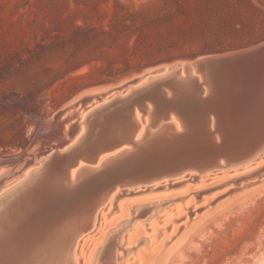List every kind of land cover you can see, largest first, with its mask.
<instances>
[{
    "label": "rangeland",
    "instance_id": "1",
    "mask_svg": "<svg viewBox=\"0 0 264 264\" xmlns=\"http://www.w3.org/2000/svg\"><path fill=\"white\" fill-rule=\"evenodd\" d=\"M190 3L196 5L195 17L202 13L210 22L194 19L191 33L194 42L187 44L186 49L248 44L222 51L227 52L264 42V0H0V172L24 157L27 160L22 173L35 171L44 166V161L56 159L58 152L65 150L48 146L56 140L54 136L61 128L60 110L80 101V112L84 111L81 120L85 122L95 108L85 109L86 106L98 100L88 99L91 94L98 96L100 91L134 76L150 70L160 72L162 66L202 55L122 73L128 63L146 62L150 55L144 38L137 50L132 51V33L138 31L144 37L147 30L153 41L158 42L155 30L148 25L177 12L179 5ZM125 88L114 92L120 93ZM115 105L118 112L129 113L124 105ZM39 142L43 153L35 157L31 151ZM261 156L237 163L223 160V164L210 170L187 169L145 184L131 186L118 182L116 186L110 181V199L102 207L96 226L80 239L76 257L87 258L108 227L124 217L131 205L177 198L156 212L150 222L135 219L139 221L129 231L126 246L136 245L142 236L148 239L137 249H128L123 264H150L162 242L172 238L187 221L183 212L188 210L191 215L195 207L198 213L185 226L183 239L176 245L172 242L158 257L157 264H264V179H261L264 176L235 181L260 167L264 163ZM29 176L10 179L8 182L16 181L1 189L0 196ZM168 181L170 185L166 188L145 190ZM139 189L142 191L129 193ZM117 192L122 194L116 198L122 209L104 217ZM210 200L212 203L205 207Z\"/></svg>",
    "mask_w": 264,
    "mask_h": 264
},
{
    "label": "bare ground",
    "instance_id": "2",
    "mask_svg": "<svg viewBox=\"0 0 264 264\" xmlns=\"http://www.w3.org/2000/svg\"><path fill=\"white\" fill-rule=\"evenodd\" d=\"M248 50L253 53L232 66L224 79L208 66L176 62L160 67V72L134 76L98 96L89 93L88 99L98 100L86 106L95 108L85 122L80 101L60 110L61 128L48 146L65 147L63 155L58 152L43 167L23 173L27 158H20L0 172V190L15 182H8L13 177L30 174L24 183L0 196V264H123L128 249H137L148 239L139 237L136 245L127 247L131 228L141 219L150 222L177 198L131 205L87 258L76 257L80 239L96 226L110 199V181L132 186L187 169L203 172L223 160L237 163L264 158V42ZM123 87L120 93L114 92ZM115 103L129 113L118 112ZM41 149L39 142L31 152L39 157ZM247 176H264V163L235 181ZM168 182L145 190L166 188ZM138 191L142 189L129 193ZM120 195H113L104 217L122 209L116 200ZM197 213L196 207L191 215L183 212L187 221L162 242L150 264H157L172 242H180L185 226Z\"/></svg>",
    "mask_w": 264,
    "mask_h": 264
},
{
    "label": "trees",
    "instance_id": "3",
    "mask_svg": "<svg viewBox=\"0 0 264 264\" xmlns=\"http://www.w3.org/2000/svg\"><path fill=\"white\" fill-rule=\"evenodd\" d=\"M178 8L179 10L177 12L169 13L164 17H160L156 23L148 25V27L155 30L154 34L155 36H158V42L153 41L152 33H148L147 30L146 36L144 37L138 31L132 33L130 39L132 42V51L137 50L136 48H138L141 40L144 38L146 40V44L149 45L148 52L150 55L146 62L139 61L135 64L128 63L122 72L123 74L140 71L147 65L157 64L159 62L172 61L179 58H192L198 54L222 52L224 50L235 49L248 45L231 44L225 47H200L197 51L186 49L187 44L194 42V38L191 37V33L195 25L194 21L199 19L200 22L204 23L208 21L210 22V20L204 17L202 13H200L201 15H199V17H195V15H193V11L197 10V8L196 5H192L191 3L188 6L181 4ZM161 25L164 28H162V30L160 29Z\"/></svg>",
    "mask_w": 264,
    "mask_h": 264
},
{
    "label": "water",
    "instance_id": "4",
    "mask_svg": "<svg viewBox=\"0 0 264 264\" xmlns=\"http://www.w3.org/2000/svg\"><path fill=\"white\" fill-rule=\"evenodd\" d=\"M261 43L257 45H260ZM248 49L249 48L235 50V51H227L222 53L202 54L191 59V61L194 62V65H198L200 67L208 66L211 69V71L217 72V74L222 75V78L224 79V76L226 75L227 72L230 71L232 66L236 65L240 61L244 60L245 57H247L249 54L253 53Z\"/></svg>",
    "mask_w": 264,
    "mask_h": 264
}]
</instances>
